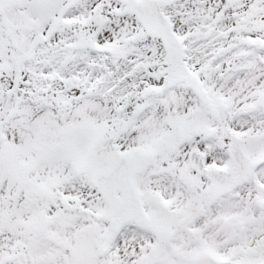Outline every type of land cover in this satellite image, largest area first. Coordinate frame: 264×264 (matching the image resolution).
<instances>
[{
	"label": "snow or ice",
	"instance_id": "obj_1",
	"mask_svg": "<svg viewBox=\"0 0 264 264\" xmlns=\"http://www.w3.org/2000/svg\"><path fill=\"white\" fill-rule=\"evenodd\" d=\"M0 264H264V0H0Z\"/></svg>",
	"mask_w": 264,
	"mask_h": 264
}]
</instances>
